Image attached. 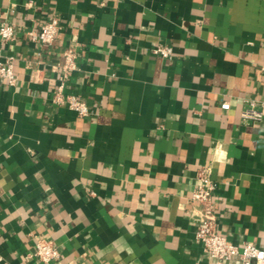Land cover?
Returning <instances> with one entry per match:
<instances>
[{
  "label": "crops",
  "instance_id": "0c3cea01",
  "mask_svg": "<svg viewBox=\"0 0 264 264\" xmlns=\"http://www.w3.org/2000/svg\"><path fill=\"white\" fill-rule=\"evenodd\" d=\"M53 17L51 45L29 36ZM0 18L18 77L0 78V264H45L42 238L50 264H215L196 240L205 166L219 232L264 248V119L241 117L264 101V0H0ZM68 46L65 91L91 116L53 102Z\"/></svg>",
  "mask_w": 264,
  "mask_h": 264
},
{
  "label": "built area",
  "instance_id": "2783aa9c",
  "mask_svg": "<svg viewBox=\"0 0 264 264\" xmlns=\"http://www.w3.org/2000/svg\"><path fill=\"white\" fill-rule=\"evenodd\" d=\"M61 30L60 19L53 17L43 23L39 30H30L29 36L42 44L51 45ZM16 26L14 23L0 18V40L9 42L15 39ZM154 52L163 58H170L174 48L169 44H159ZM78 51L73 46L64 50L63 61L55 68L59 72V84L55 90L53 102L56 105H65L81 117L91 116L94 111L91 106L79 95L66 93L67 81L70 74L78 69ZM0 78L8 81L10 85L17 82L14 60L5 57L0 50ZM224 109L230 108L228 101L222 104ZM243 121L259 122L264 119V101L250 100L241 112ZM217 188L212 178L210 166L203 167L198 173V184L195 187L192 200L200 205L201 213L198 215L199 225L196 231V240L202 245L208 257L215 260V264H224L226 261H237L239 264H264V248L256 243L246 241L242 247L231 243L226 236L219 232V216L214 199ZM34 257L45 264L53 263L61 257L59 248L54 241L37 239ZM72 264H84L73 262Z\"/></svg>",
  "mask_w": 264,
  "mask_h": 264
}]
</instances>
